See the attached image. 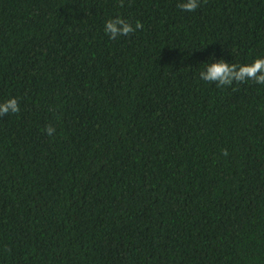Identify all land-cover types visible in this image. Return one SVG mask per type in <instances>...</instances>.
<instances>
[{"label":"trees","instance_id":"trees-1","mask_svg":"<svg viewBox=\"0 0 264 264\" xmlns=\"http://www.w3.org/2000/svg\"><path fill=\"white\" fill-rule=\"evenodd\" d=\"M182 2L0 0V264H264V0Z\"/></svg>","mask_w":264,"mask_h":264},{"label":"clouds","instance_id":"clouds-1","mask_svg":"<svg viewBox=\"0 0 264 264\" xmlns=\"http://www.w3.org/2000/svg\"><path fill=\"white\" fill-rule=\"evenodd\" d=\"M199 6L200 0H184L179 4V7L186 12H195ZM142 28L143 24L139 21L133 26L125 19L114 18L106 22L104 30L112 40H116L119 36H127ZM200 78L206 82H214L218 86H231L234 82L242 83L248 80L264 84V58H257L253 63L245 65H237L220 59L215 63L208 64L206 69L200 72ZM9 112H20L16 98L0 103V115H6ZM45 131L49 136H52L55 128L49 125ZM224 155H228L227 151L224 152Z\"/></svg>","mask_w":264,"mask_h":264}]
</instances>
